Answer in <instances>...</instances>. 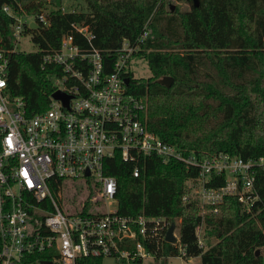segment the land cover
Wrapping results in <instances>:
<instances>
[{
	"label": "trees",
	"instance_id": "1",
	"mask_svg": "<svg viewBox=\"0 0 264 264\" xmlns=\"http://www.w3.org/2000/svg\"><path fill=\"white\" fill-rule=\"evenodd\" d=\"M22 1L0 0V40L11 50L10 96L22 97L29 114L49 106L56 88L49 76L61 70L45 63L44 55L56 52L63 36H73L84 51L99 50L106 73L114 70L127 40L138 47L134 55L145 57L151 71L148 78L132 71L125 74L128 94L144 100L141 114L149 130L201 159L221 152L246 159L264 156V0H198V6L195 0H181L190 4L186 10L165 6L163 0H85L86 10L73 11L63 10L61 0L53 1L56 7L49 11L41 0ZM6 4L18 15H46L48 24L24 25L38 50H13L15 19L4 11ZM146 25L148 36L140 41ZM76 26H85L91 40ZM167 75L174 79L170 87L159 82ZM136 164L139 176L133 175ZM104 171L116 178L120 214L162 217L169 226L179 223L176 243L166 241L168 227L159 228L158 236L146 242L157 257L200 256L201 264H264V165L255 170L259 200L251 211L237 196L227 195L220 204L206 205L204 213L198 199L184 200L199 166L155 155L136 163L116 152L106 160ZM223 183L225 175L212 176L207 184ZM200 224L204 236L215 237V242L199 245ZM39 256L54 258L49 251ZM76 264H102V257H80Z\"/></svg>",
	"mask_w": 264,
	"mask_h": 264
},
{
	"label": "built area",
	"instance_id": "2",
	"mask_svg": "<svg viewBox=\"0 0 264 264\" xmlns=\"http://www.w3.org/2000/svg\"><path fill=\"white\" fill-rule=\"evenodd\" d=\"M3 9L15 19L13 50L18 48L26 23L49 22L44 13L20 17L10 5ZM76 27L91 40L85 26ZM147 27L140 41L148 36ZM137 49L125 40L114 70L106 73L99 50L84 51L73 36H63L59 49L44 55V62L60 67V74L49 77L55 91L71 95L69 106L51 95L46 110L29 114L22 97L10 96L11 50L0 40V264H41L42 260L76 264L80 257H147L151 252L146 242H152L159 228H169L170 223L162 217L119 213L116 178L104 171L106 160L116 152L136 163L155 155L163 161L176 159L199 166L198 178L189 185L193 183L204 208L235 195L251 211L259 200L255 170L264 165V156L246 159L221 152L201 159L149 130L141 114L143 98L129 95L125 83ZM140 172L136 164L133 175ZM221 175H225L223 185L207 184L212 176ZM202 229L203 225L197 226L200 246L205 245ZM44 251L54 258L41 259Z\"/></svg>",
	"mask_w": 264,
	"mask_h": 264
},
{
	"label": "rangeland",
	"instance_id": "3",
	"mask_svg": "<svg viewBox=\"0 0 264 264\" xmlns=\"http://www.w3.org/2000/svg\"><path fill=\"white\" fill-rule=\"evenodd\" d=\"M32 1H39V0H23L22 4H26ZM45 3V11H49L56 7L55 3L53 4V1L57 2L59 0H41ZM165 6L172 5L174 6V9L176 7L179 8V10H186L190 7V4L186 1L181 0H163ZM63 10L65 11H73V10H81L87 9V4L85 0H61ZM21 15L20 17H22ZM29 17H32V15H29ZM28 16H25L24 18L29 19ZM18 49L21 51H36L38 50V46L35 44V42L32 39L31 34H25L22 33L20 36V40L18 42ZM130 70L134 73V76L139 78H148L151 75V71L147 62V59L145 57H139L135 56L131 60L130 63ZM193 183L191 185H188V195L191 199H198L196 198V193L194 191L193 193ZM199 201V200H198ZM200 203V202H199ZM116 207V203L113 205ZM200 209L201 213L205 210V208L200 203ZM178 230H179V223L177 222L175 225V233L178 236ZM203 229L201 230V236L203 239L204 244L206 245L207 242H215V237H209L208 239L204 236ZM264 252V249H263ZM201 264V259L198 257H193L191 260L184 258L183 256H170L167 258L157 257L153 253H150L147 257L143 258L142 260H118L116 257L113 256H105L102 258V264Z\"/></svg>",
	"mask_w": 264,
	"mask_h": 264
},
{
	"label": "water",
	"instance_id": "4",
	"mask_svg": "<svg viewBox=\"0 0 264 264\" xmlns=\"http://www.w3.org/2000/svg\"><path fill=\"white\" fill-rule=\"evenodd\" d=\"M195 5L198 6V0H195ZM172 8L174 9V6H172ZM30 27L31 28H38V27H40V25L38 23H36L35 21H32L30 23ZM159 82L163 85L170 87L173 84L174 79H173V77L167 75V76H164L163 78H161L159 80ZM125 83L126 84L129 83L128 78L125 79ZM52 96L54 99L61 100L64 106H66V107L69 106V100L71 98V95L65 93L64 91L56 90L53 92ZM175 225H176V223H172L170 225V227L168 228V231H167V235H166V241L171 242V243L177 242V236L174 233L175 232ZM259 252L260 251L257 250V253H259ZM41 264H53V261L52 260H42Z\"/></svg>",
	"mask_w": 264,
	"mask_h": 264
},
{
	"label": "crops",
	"instance_id": "5",
	"mask_svg": "<svg viewBox=\"0 0 264 264\" xmlns=\"http://www.w3.org/2000/svg\"><path fill=\"white\" fill-rule=\"evenodd\" d=\"M198 257V256H197ZM193 258V257H192ZM199 258H200V256H199ZM201 259V258H200ZM189 260H191V258H189Z\"/></svg>",
	"mask_w": 264,
	"mask_h": 264
}]
</instances>
